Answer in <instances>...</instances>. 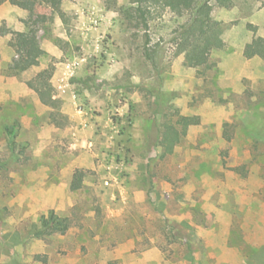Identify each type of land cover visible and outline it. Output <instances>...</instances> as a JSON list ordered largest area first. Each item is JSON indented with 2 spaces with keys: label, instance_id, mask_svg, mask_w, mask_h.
<instances>
[{
  "label": "rangeland",
  "instance_id": "1",
  "mask_svg": "<svg viewBox=\"0 0 264 264\" xmlns=\"http://www.w3.org/2000/svg\"><path fill=\"white\" fill-rule=\"evenodd\" d=\"M32 1L0 0V264H264V0L214 5L208 68L175 52L169 9L146 29L132 0ZM16 31L38 64L15 67ZM44 68L51 104L27 84ZM183 116L200 122L165 154ZM51 210L69 229L38 235Z\"/></svg>",
  "mask_w": 264,
  "mask_h": 264
},
{
  "label": "trees",
  "instance_id": "2",
  "mask_svg": "<svg viewBox=\"0 0 264 264\" xmlns=\"http://www.w3.org/2000/svg\"><path fill=\"white\" fill-rule=\"evenodd\" d=\"M14 5L23 8H31L32 0H8ZM54 5L59 4L61 0H47ZM234 0H132L133 4L124 9L125 18L130 23L136 25L142 24L146 29L149 27V21L157 9H169L178 17H185V21L178 23L174 28L173 44L175 52L184 56L186 64L200 67H211V53L215 49L223 48L225 45L222 37L220 22L213 16L214 5L228 7ZM11 46L19 55L15 59V67L20 69L23 64L36 65L39 63V57L43 54L36 34L26 31H16L10 40ZM250 55H260L264 57V44H255L249 49ZM144 54L147 59L155 60V50L149 46V40L144 45ZM53 70L44 68L37 75L27 81L30 88L34 89L42 102L51 104L53 99L52 85L50 79ZM198 116H183L172 122L166 120L163 123V132L161 145L164 153H172L176 144L183 135L186 134L190 125L198 124ZM18 124L7 127L8 137L15 138ZM73 188H78V182L72 184ZM41 230L38 235L47 229L54 230L61 234L67 232L70 227L68 218L61 217L53 210L41 216ZM108 264H116L109 262Z\"/></svg>",
  "mask_w": 264,
  "mask_h": 264
}]
</instances>
